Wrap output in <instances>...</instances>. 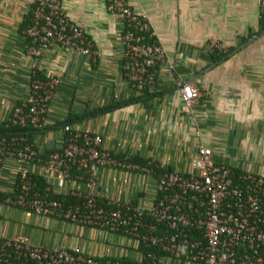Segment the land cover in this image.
<instances>
[{"label": "crops", "instance_id": "crops-1", "mask_svg": "<svg viewBox=\"0 0 264 264\" xmlns=\"http://www.w3.org/2000/svg\"><path fill=\"white\" fill-rule=\"evenodd\" d=\"M261 1L128 0L135 11L146 16L166 59L157 67L151 90L161 93L141 100L143 93L130 89L123 77L121 23L108 14L104 0H60L68 18L79 23L92 40L98 54L95 61L55 44L39 57L28 55L23 28L35 0H0V124L16 101L28 99L30 75L37 70L43 76L60 79L44 125L30 135L43 156L62 147V125L71 120L73 128L99 134L103 149L148 158L163 168L196 172L201 165L196 148L201 143L212 149L217 162L264 173V141L260 139L264 136V100L246 73L264 77ZM211 44L219 51L232 49L226 57L212 60ZM181 82L203 91L197 108H186L177 88L170 89ZM117 103L118 107L103 113H91ZM223 120L229 123L225 130L219 127ZM254 120L259 124L253 134H259V139L248 154L252 159L235 163L230 160L235 159L230 148L215 153L214 141L225 132L228 143L247 149L243 146L248 144L249 125ZM15 166L7 160L0 180V218L7 219H0L1 235L27 237L44 248H76L95 258L133 256L131 241L124 235L5 204L2 199L13 188L10 168ZM30 170L35 174L40 171L35 165ZM72 186L81 184L77 180L73 184L50 183L54 193L66 192ZM154 187L155 176L151 174L103 168L95 175L92 191L135 200L143 193L151 196Z\"/></svg>", "mask_w": 264, "mask_h": 264}, {"label": "built area", "instance_id": "built-area-1", "mask_svg": "<svg viewBox=\"0 0 264 264\" xmlns=\"http://www.w3.org/2000/svg\"><path fill=\"white\" fill-rule=\"evenodd\" d=\"M104 2L108 14L121 23V69L128 87L137 92L151 91L157 67L166 61L162 46L146 16L135 11L128 0ZM23 34L25 51L32 57H39L54 44L92 61L98 55L84 28L68 18L60 0H35ZM59 83L56 76L42 78L32 71L29 97L12 105L5 125L42 127ZM177 91L188 109L202 96L189 82H181ZM62 130V147L46 157L26 136L0 134V180L6 161L16 164L10 168L12 191L2 201L37 215H53L124 235L131 241V261L103 258L100 262L76 248H44L27 237L0 234V264H264L263 172H236L229 164L215 161L212 149L199 143L196 155L201 165L196 172L169 169L155 173L152 167L130 162L127 157L132 154L119 158L103 149L97 133L80 131L70 124H64ZM31 165L40 169L39 174L30 170ZM103 168L155 176L152 195L143 193L135 200H121L93 192L95 175ZM71 170L77 172L76 179L71 177ZM34 175L46 181L42 192L36 188ZM54 180L59 185L80 182V187L59 193L69 192L76 201L50 198Z\"/></svg>", "mask_w": 264, "mask_h": 264}, {"label": "trees", "instance_id": "trees-1", "mask_svg": "<svg viewBox=\"0 0 264 264\" xmlns=\"http://www.w3.org/2000/svg\"><path fill=\"white\" fill-rule=\"evenodd\" d=\"M259 25H260V29L261 28H264V4L261 7V10L259 11ZM231 49H232V47H229V48H227L224 51H219L218 48L213 47L212 49H210L209 53L211 55L212 60H216V59H219L221 57H223V58L226 57L229 54V52L231 51ZM33 71L38 76H40L42 78L44 77L37 70H33ZM141 93H143V95H144V97L141 98V100H143V99H145V97H152V96H155L157 94H160L161 91L154 92V91H149V90L145 89V90H142ZM21 101L22 100H18L14 104H17V103H19ZM119 105H120V103H117L114 106L111 105V106H106V107H99V108H96L95 110H93L91 113H92V115H97L99 113H103L105 111H108L111 108L118 107ZM64 124H71V120H67L66 122L63 123V125ZM33 129H35V128L30 127V126H25V127H19V126H14V125H8V126H6L5 125V122H2L0 124V134H5V135L22 134V135L26 136L30 142H31V136L30 135L33 133ZM12 131H15V132H12ZM48 153H50V151L49 152H46L45 155H47ZM111 154H113L114 156L119 157V158H123V156H125L124 153H114V152H111ZM45 155H44V157H46ZM127 159L130 162H134V163H137L139 165H145V166H148V167H152V168L155 169V173H158V172L164 171V170H169L168 168H163V167L158 166L155 163V161H153L151 159L141 158V157H139L137 155H134V154H132L131 156H128ZM234 170L236 172L240 171L238 168H235V167H234ZM76 174H77L76 171L71 170V177L72 178L76 179L75 178ZM34 178L36 180V188L39 191L42 192L43 189H44V187L47 185L46 184V181L41 176H39V175H34ZM49 197L52 198V199H62V200L65 201V203H69V202H72L73 203L77 199L76 196L71 195L69 192L66 193V194H64V195H61L59 193H54L52 190L49 191ZM145 250H147V249H145ZM151 250H154V249H151ZM97 259L100 262H102L104 260L103 258H97ZM122 260L131 261L128 258H122Z\"/></svg>", "mask_w": 264, "mask_h": 264}, {"label": "rangeland", "instance_id": "rangeland-1", "mask_svg": "<svg viewBox=\"0 0 264 264\" xmlns=\"http://www.w3.org/2000/svg\"><path fill=\"white\" fill-rule=\"evenodd\" d=\"M246 73H248L247 77H248V81L252 83V85L256 86V91L259 90L260 94H262L263 100H264V77L262 78V76L260 75V77H256L254 75V73H251L250 71H247ZM195 86V85H194ZM196 87V86H195ZM198 88V87H197ZM202 96L201 99L204 97V93L201 90ZM198 105L194 106V109L197 108ZM195 111V110H194ZM263 116H264V104H263ZM258 122H256V120L251 121L250 125H249V133L248 136L246 138V141L248 142V144H246V146L243 147H247V149H242V146L239 144L236 146V143L234 142L232 144V142L228 143V138H226V136L224 134H226L227 132H225L218 140L216 139L214 141L215 144V148L214 151L217 154V152H221V151H226L228 152V149H233V153L231 154L233 156H235L234 160L230 159L231 161H234L235 163H242L245 159H250L251 156H248V154L252 151H254V147L259 139V134H253L255 133V130L258 127ZM227 125H229L228 121L223 120L220 123V128L224 127L223 129L225 130V128H227ZM236 139V138H234ZM261 141H264V136H262ZM264 144V142L262 143ZM257 146V145H256ZM262 146V145H261ZM242 149V150H241ZM229 160V158H227ZM252 159V158H251ZM252 161V160H251ZM254 162V161H252ZM256 163V160H255ZM197 165H200V163L198 162ZM0 219H6V216L1 217ZM7 220V219H6Z\"/></svg>", "mask_w": 264, "mask_h": 264}, {"label": "water", "instance_id": "water-1", "mask_svg": "<svg viewBox=\"0 0 264 264\" xmlns=\"http://www.w3.org/2000/svg\"><path fill=\"white\" fill-rule=\"evenodd\" d=\"M264 31V28L260 30V32ZM187 81V80H186ZM178 85L179 84H174L170 89H176L178 88ZM11 132V131H10ZM12 132H15V131H12Z\"/></svg>", "mask_w": 264, "mask_h": 264}]
</instances>
